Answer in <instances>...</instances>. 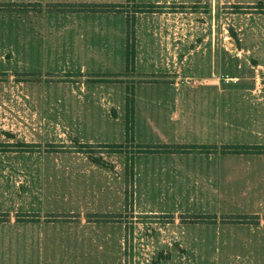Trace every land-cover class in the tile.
I'll use <instances>...</instances> for the list:
<instances>
[{
    "label": "rangeland",
    "instance_id": "obj_1",
    "mask_svg": "<svg viewBox=\"0 0 264 264\" xmlns=\"http://www.w3.org/2000/svg\"><path fill=\"white\" fill-rule=\"evenodd\" d=\"M0 1L42 5L39 12H0L3 239L21 232L35 238L25 255L35 252L41 264H257L264 229L222 222L227 209L240 211L241 197L229 204L195 197L193 172L176 178L174 197H135L125 168L134 148L98 143L125 141L127 87L136 93L138 143H216L221 153L226 144L263 140L264 0H136L161 8L136 13L128 69L125 12L53 9L88 1L121 3L134 13L136 3ZM183 157L193 171L198 155ZM160 178L153 174L151 189ZM221 182L212 193H224ZM191 214L218 219L194 223Z\"/></svg>",
    "mask_w": 264,
    "mask_h": 264
},
{
    "label": "crops",
    "instance_id": "obj_2",
    "mask_svg": "<svg viewBox=\"0 0 264 264\" xmlns=\"http://www.w3.org/2000/svg\"><path fill=\"white\" fill-rule=\"evenodd\" d=\"M150 130L155 132V125H149ZM149 135V133H148ZM176 133L174 134V136ZM162 143H179L167 141ZM162 141V140H161ZM179 141V140H178ZM197 144H216V143H197ZM243 144H263L264 139L258 142H249ZM198 155L199 158L194 159L192 164L194 170H187L184 163V155ZM237 155L240 158H217L216 155ZM140 155H145L142 162L138 161ZM193 172L195 176L194 189L196 190L195 197L200 198H212L217 197L225 199L228 204L232 203L230 199L235 197H241V209L240 211L226 210L223 212L225 216L229 215H247L253 219V222H244L240 225H249L258 229H264V153H242V154H230V153H144L135 155V175H134V193L135 197H154V192L159 191L157 196L174 197L176 192L174 188V181L180 175ZM158 174L160 180H154L152 184L154 189L150 188V180H153V174ZM152 175V176H150ZM168 175L166 179L164 176ZM169 176H172L170 178ZM218 177L223 178V182L220 183V191L224 190L221 195L212 193V188L215 191H219L215 184L218 182ZM165 178V180H163ZM236 178H240V188L235 185ZM236 189L240 190V194L236 193ZM133 193V194H134ZM239 195V196H238ZM137 203V202H136ZM232 206L219 205L220 208H229ZM218 207V208H219ZM148 213H161L165 212L162 209L147 208L144 210ZM221 210H214V213H220ZM204 214L205 210H203ZM203 215V214H201ZM219 216V215H218ZM1 222V221H0ZM27 221H18V224L26 223ZM36 222V221H34ZM38 222V221H37ZM227 224V223H226ZM6 225H0V264H41V261L36 260L35 252L33 258L25 255L26 245H30L35 241V238H26L25 233L18 234L14 239L6 241L3 239V228ZM253 239H249V243L253 244ZM257 244L264 247V236L257 240ZM259 256L257 264H264V250L258 251ZM39 256V255H38ZM252 263H256L253 260Z\"/></svg>",
    "mask_w": 264,
    "mask_h": 264
},
{
    "label": "trees",
    "instance_id": "obj_3",
    "mask_svg": "<svg viewBox=\"0 0 264 264\" xmlns=\"http://www.w3.org/2000/svg\"><path fill=\"white\" fill-rule=\"evenodd\" d=\"M136 3V0H128ZM138 10L134 13L126 11L121 3H102V2H78V3H54L55 11L60 12H125L126 13V66L127 69L133 66L135 49H136V13L140 12H157L161 6L156 3H136ZM39 12L42 11V5L39 2H15V1H0V12ZM130 70H133L130 68ZM125 141L115 143H98L99 146L113 148L116 150H124L131 148L134 150L127 154L126 159V174L128 176V184L134 183L135 175V155L144 153H216L219 151L217 144H197V143H138L135 138V114H136V93L134 87H127V95L125 102ZM93 145L92 143L85 146ZM83 146V147H85ZM221 153L242 154V153H264L263 144H243L230 143L223 145ZM102 163L101 161H96ZM133 194L129 193L127 199ZM132 200V199H131ZM133 202V201H132ZM121 216V215H119ZM1 217V215H0ZM190 222H217L216 215H201L191 214ZM254 217L247 215H229L222 219V222L235 221L239 223L253 222ZM39 217L37 216L38 220ZM2 221V220H0Z\"/></svg>",
    "mask_w": 264,
    "mask_h": 264
}]
</instances>
